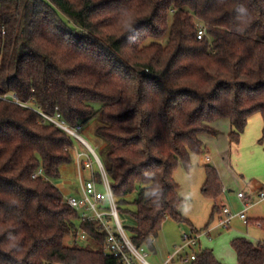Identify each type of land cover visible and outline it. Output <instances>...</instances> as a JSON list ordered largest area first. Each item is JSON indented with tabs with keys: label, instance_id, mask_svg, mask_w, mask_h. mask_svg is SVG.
I'll return each mask as SVG.
<instances>
[{
	"label": "trees",
	"instance_id": "1",
	"mask_svg": "<svg viewBox=\"0 0 264 264\" xmlns=\"http://www.w3.org/2000/svg\"><path fill=\"white\" fill-rule=\"evenodd\" d=\"M0 92L71 127L99 119L98 155L119 215L133 221L122 223L138 248L154 249L167 219L192 227L174 174L205 153L200 136H217L215 121H230L238 145L259 113L264 141V0H0ZM75 141L0 102V264H121L55 183ZM205 171L212 219L224 187L214 166ZM232 247L238 264H264V242L235 237ZM192 264L221 263L203 249Z\"/></svg>",
	"mask_w": 264,
	"mask_h": 264
},
{
	"label": "rangeland",
	"instance_id": "2",
	"mask_svg": "<svg viewBox=\"0 0 264 264\" xmlns=\"http://www.w3.org/2000/svg\"><path fill=\"white\" fill-rule=\"evenodd\" d=\"M197 24L199 26L202 25L201 22H197ZM225 120L227 119H218L214 123L217 126L214 125L213 127H217L219 129V131L216 129L218 132L225 131L227 127ZM99 123L98 118L93 119L83 125L79 130V134L100 155L105 150V143L94 133V128ZM262 129L263 119L259 113H256L249 118L236 150L232 146L234 151L229 154L230 144L226 140L227 136L222 132L221 135L215 137L216 143L213 141V145L209 144L208 152L213 159L212 162H206L208 156L205 153L192 154L190 167L185 168L180 165L174 174V178L179 185V194L185 200L181 214L191 220L198 232L202 233L198 244L193 249L196 252L206 248L211 250L221 264H233L234 259H236L232 248L234 237H246L255 243L264 242V229L253 223L246 225L239 217H234L228 228L220 226V218L217 213L211 219L214 201L202 194V187L206 179L205 165L211 164L214 166L223 182L222 198L218 204L226 205L232 214L240 212L244 207L238 198V192L241 190L256 196L260 190L253 188L257 185L258 187L259 185H264V141H261ZM75 140L74 161L62 167L61 177L55 181V183L59 181L65 184L66 189L63 192L65 196L75 194L68 187L72 184L74 185L76 181L78 182L77 152H87L85 145L80 140ZM218 149H225L224 154L220 153ZM223 156H225V159ZM91 173L85 171L83 176L86 178ZM243 184H245V187H242ZM247 215L253 220L264 219V201H260L250 207ZM120 216L124 225L133 223L129 217ZM184 232H191L189 225L178 223L173 219H167L154 239V249L147 246L144 248L143 253L147 261L151 264H162L168 253L173 252L177 245H182V234ZM78 241L84 242L80 237ZM72 243L73 239L71 237L65 239L66 245H71ZM185 252L190 253L191 249L186 248L182 254H185ZM174 264H192V262L183 263L180 259H177Z\"/></svg>",
	"mask_w": 264,
	"mask_h": 264
},
{
	"label": "built area",
	"instance_id": "3",
	"mask_svg": "<svg viewBox=\"0 0 264 264\" xmlns=\"http://www.w3.org/2000/svg\"><path fill=\"white\" fill-rule=\"evenodd\" d=\"M207 34L204 26H199L197 38L201 39ZM0 102H9L16 104L22 108L31 109L39 114L45 120L55 124L66 133L80 140L86 147L87 152H77L76 163L79 172L78 189L75 194L66 196V202L72 208L78 210L82 220L95 221L101 231L107 233V240L104 244V251L113 255L120 260L121 264H151L147 261L144 248H138L130 239L127 231L122 223L119 215L117 201L111 188L110 179L98 153L89 145L86 140L79 134L81 126L71 127L57 113L49 115L29 101H22L13 92H0ZM209 160V158H207ZM92 172L90 176L84 177L83 172ZM97 173L100 179H97ZM43 175L40 168L32 176L34 178ZM84 177V178H83ZM238 198L243 204V209L232 214L228 207H221L222 217L220 218V226L228 228L234 217H239L246 225L253 223L263 227V222L253 220L247 215V211L253 205L264 201V187L260 189L256 196L245 191L238 192ZM202 233L198 231L184 232L182 234V245L169 257L164 264H169L174 257L186 248L192 249L198 244ZM80 239L84 240L81 236ZM196 253L184 258L185 262L195 260Z\"/></svg>",
	"mask_w": 264,
	"mask_h": 264
},
{
	"label": "crops",
	"instance_id": "4",
	"mask_svg": "<svg viewBox=\"0 0 264 264\" xmlns=\"http://www.w3.org/2000/svg\"><path fill=\"white\" fill-rule=\"evenodd\" d=\"M226 121V123H227V127H226V130L224 131V130H222V131H220L219 132V134L218 135H221L222 134V132H224V134L227 136V138H226V140H227V142H229V150H228V152H229V154L231 153V151H234V150H236V148H237V146L238 145H232L231 144V142H230V138H229V133H230V130H231V124H230V121L229 120H225ZM214 123H216V122H214ZM213 123V126L214 125H216L217 126V124H214ZM215 129H217L218 131H219V129L217 128V127H214ZM215 137L216 136H213V135H209V134H204V135H202V137H201V139H202V141H203V143H204V146L206 147V151H205V154H207V158H209V160L206 158V162H212L213 161V159H212V157L209 155V152H208V148H209V144L211 143L212 145H213V141H214V143H216L215 141ZM208 138V139H207ZM223 138H225L224 136H223ZM211 145V146H212ZM232 146H234L233 148H234V150H232ZM219 150V149H218ZM220 151V153H223L224 154V152H225V149H220L219 150ZM223 158L225 159V156H223ZM220 176V175H219ZM222 182V181H221ZM241 182H242V180H241ZM223 183V182H222ZM56 185L60 188V190L62 191V192H64V190L66 189V186H65V184L63 183V182H56ZM242 187H245V184H243V186ZM264 187V185H259V187H258V185L257 186H255V188H253V189H256V190H260V189H262ZM72 192H74V193H76V190L78 189V183H77V181L74 183V185L72 184V185H70L69 187H68ZM241 191V190H240ZM68 196V195H67ZM66 197V196H65ZM221 198H222V195L220 196V198L218 199V201H217V203L220 201L221 202ZM223 206H226V205H220V207H223ZM227 207V206H226ZM218 214V216H219V218H221L222 217V212L220 211L219 213H217ZM188 219V218H187ZM256 220H260V219H256ZM191 221V220H190ZM192 222V221H191ZM191 228V230H193V231H198V229L194 226V224L192 223V227H190ZM237 237H239V236H237ZM241 237V236H240ZM235 238V237H234ZM233 238V239H234ZM250 240V239H249ZM262 242V241H261ZM180 245H177V247L173 250V252H171V253H168V256L166 257V258H164V261H163V263L162 264H164L168 259H169V257L177 250V248L179 247ZM233 248V247H232ZM207 249V248H206ZM201 250H203V249H201ZM200 250V251H201ZM234 250V249H233ZM196 253L197 254V252L192 248L191 249V252L190 253H188V252H185V254H182L183 253V251L182 252H180L176 257H174L173 259H172V261L169 263V264H174L175 263V261L177 260V259H180V261L181 262H183V263H188V262H185L184 261V258L186 257V256H190L192 253ZM234 254L236 255V253H235V251H234ZM215 256V255H214ZM215 258L220 262V260L215 256ZM192 262V261H191ZM221 263V262H220ZM233 264H238V259H237V255H236V259H234V261H233Z\"/></svg>",
	"mask_w": 264,
	"mask_h": 264
},
{
	"label": "clouds",
	"instance_id": "5",
	"mask_svg": "<svg viewBox=\"0 0 264 264\" xmlns=\"http://www.w3.org/2000/svg\"><path fill=\"white\" fill-rule=\"evenodd\" d=\"M241 11H243V9H241Z\"/></svg>",
	"mask_w": 264,
	"mask_h": 264
}]
</instances>
